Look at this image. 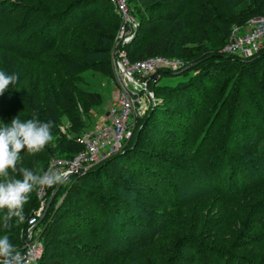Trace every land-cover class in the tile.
<instances>
[{
    "label": "trees",
    "instance_id": "1",
    "mask_svg": "<svg viewBox=\"0 0 264 264\" xmlns=\"http://www.w3.org/2000/svg\"><path fill=\"white\" fill-rule=\"evenodd\" d=\"M125 2L138 22L120 44L129 62L184 66L148 81L154 104L118 151L48 189L58 187L29 236L43 246L35 264H264V44L247 58L222 52L234 26L264 17V0H225L226 12L213 0ZM119 25L111 0H0V70L18 76L0 95V124L36 115L54 125L53 142L21 152L19 166L38 173L83 151L102 96L79 88L80 74L113 78ZM39 204L34 191L9 229L0 212V237L17 252Z\"/></svg>",
    "mask_w": 264,
    "mask_h": 264
},
{
    "label": "built area",
    "instance_id": "2",
    "mask_svg": "<svg viewBox=\"0 0 264 264\" xmlns=\"http://www.w3.org/2000/svg\"><path fill=\"white\" fill-rule=\"evenodd\" d=\"M120 11L127 12L125 0H118ZM116 8V7H115ZM128 21L130 30L128 31L129 39L122 40L125 43L130 40L131 35L136 29L135 19ZM247 26V28H245ZM244 30L238 32L239 26H235L228 38V42L222 48V52L229 55L247 58L256 54L263 46L264 41V17H254L248 20ZM125 26L120 25L117 39L120 33L124 32ZM115 57L116 66L114 65L118 77L115 102L107 108L105 119L100 121L95 127L85 129L78 137L79 142L83 144V151L70 158H53L47 169H55L68 172V176L86 171L90 166L97 164L103 159L109 157L112 153L121 148L124 139L131 136L135 119L145 109L144 99L140 93L143 89V83L140 78L149 76L155 70L164 68V70L177 71L184 62L180 59H169L160 56L151 57L135 62H129L126 58L125 51ZM121 65L123 68H121ZM138 79H135V76ZM130 81L129 83L127 82ZM46 169V170H47ZM49 188L37 191L40 200V206L35 210L34 215L28 220V240L23 246V250L18 252L22 259L21 264H35L40 257L43 246L38 239L30 240L31 228L34 227L41 216L43 205L47 197Z\"/></svg>",
    "mask_w": 264,
    "mask_h": 264
},
{
    "label": "clouds",
    "instance_id": "3",
    "mask_svg": "<svg viewBox=\"0 0 264 264\" xmlns=\"http://www.w3.org/2000/svg\"><path fill=\"white\" fill-rule=\"evenodd\" d=\"M18 80L16 74L0 70V95ZM52 121H41L36 115L27 120L14 117L0 124V212H3V228L9 229L16 218L22 224L26 217L24 206L31 193L67 183L68 172L48 168L40 172L19 166L21 152L35 155L53 142ZM22 178H16V175ZM21 255L7 235L0 237V264H21Z\"/></svg>",
    "mask_w": 264,
    "mask_h": 264
},
{
    "label": "rangeland",
    "instance_id": "4",
    "mask_svg": "<svg viewBox=\"0 0 264 264\" xmlns=\"http://www.w3.org/2000/svg\"><path fill=\"white\" fill-rule=\"evenodd\" d=\"M213 1H214V4H216V6H217L216 8L217 9L221 8V11H225V12L229 10L228 6L225 5V0H213ZM111 2L114 5V11L119 15L120 25L123 24L125 26V29H124V32L122 34L120 33L119 40H118L117 39V34H118L119 28H120V25H119V28H118L117 33H116V36L114 38V42H115L113 44L114 47L112 48V51L110 53L111 54V57H110L111 66H112V71H113V74H114L113 78L111 79L109 76H107L105 74H102L99 71H94V70H91V69H86L85 71H83L80 74V78H81L82 82L78 83V87L82 88L84 90L99 92L101 94V96H102V104L100 106L95 107L93 109L92 114H90L88 120L86 121L85 128L87 130L89 128L95 127L100 121L105 119V116H106V113H107V108L110 106V104L113 102V100L115 102V95H116L117 82H118V77H116L117 71H116V69L114 67V65L116 66L115 57H118V55L122 53L121 50H123V49H120V44H122V43H120V41H122V40L126 41V39H129L128 31L130 30V28H128V27H130V25H129L128 21H126L125 14H126V17H128L130 20L133 19V16H131L128 13V11L127 12L125 11L124 13L122 11H120L119 5L122 4V3H120V1L111 0ZM137 25H138V22L136 21V26ZM195 25H196V22L194 20H192V22H190V25H188V27L193 28ZM245 28H247V26ZM241 30H244V29L240 28V29H238V32H241ZM210 38L213 40L212 43H217L218 42L217 41V37L215 36V34L211 33L210 34ZM125 43H127V42H125ZM125 43H123V44H125ZM125 55H126V52H125ZM24 65H27V64H24ZM189 65H186V67L189 66ZM160 69H164V68H159L157 70H160ZM157 70H155V71H157ZM177 71H179V70H177ZM173 72H176V71H173ZM153 73H151L149 76H145V78H140L139 79L140 82L143 83V85H144L143 89L141 90L140 93L143 96L142 99H144L143 102H144L145 109L142 110L143 112L140 115H138L137 117L142 116L146 112V110L150 107V104L151 105L154 104L153 93L148 88V81L153 80L150 77ZM159 76L160 75H158L157 77H159ZM180 78H181V75H162L160 77V79L158 80V83H160V84H163V83H174L175 81H177ZM135 79H138V78H136V76H135ZM153 81H156V80H153ZM127 82L129 83L130 81L127 80ZM66 126H67V123H66L65 120H63L61 122V130L65 131L66 130ZM186 152H187V149L184 151V153H186ZM50 197L51 196H49L48 198L46 197V200H45L44 205H43V210L41 211L42 213H41L40 218L44 215L45 210L48 207V206H46V204H47V202H48ZM39 206H40V204H39ZM27 240H28V238H27ZM27 240H25V241L27 242ZM26 242H24V243H26ZM87 261L88 262L94 261V257L92 259L87 260Z\"/></svg>",
    "mask_w": 264,
    "mask_h": 264
},
{
    "label": "water",
    "instance_id": "5",
    "mask_svg": "<svg viewBox=\"0 0 264 264\" xmlns=\"http://www.w3.org/2000/svg\"><path fill=\"white\" fill-rule=\"evenodd\" d=\"M134 34H135V32L131 35L130 39L134 36ZM191 66H192V64L189 65V66H187V67H185L184 69H188V68H190ZM121 68H123L122 65H121ZM181 71H182V70H179V71H176V72H170L169 70L160 69V70L155 71L150 77H151V79L156 80V79H157V76L160 75V74H166V73L178 74V73H180ZM144 84H145V83H144ZM145 85H146V84H145ZM57 189H58V187H57V188L54 190V192L51 194V197L49 198V200H48L46 206L49 205V203H50V201H51V198H52V196L54 195V193L57 191ZM33 228H34V227L31 228V230H30L31 232H32Z\"/></svg>",
    "mask_w": 264,
    "mask_h": 264
}]
</instances>
